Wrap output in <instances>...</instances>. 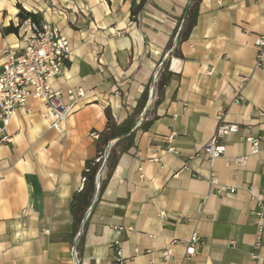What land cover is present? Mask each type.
Instances as JSON below:
<instances>
[{
  "label": "crops",
  "instance_id": "1",
  "mask_svg": "<svg viewBox=\"0 0 264 264\" xmlns=\"http://www.w3.org/2000/svg\"><path fill=\"white\" fill-rule=\"evenodd\" d=\"M133 1L141 2L0 0V72L4 51L26 45L22 33L4 34L19 25L21 4L41 12L69 43L70 60L54 88L84 91L62 134L39 101H29L32 114L18 109L12 116L10 141L0 148V264H76L71 205L96 157L91 134L106 128L107 107L124 121L147 87L143 113L145 121L155 119L120 156L78 241L79 264H114L117 241L122 264H177L195 230L203 242L185 264H264L252 258L264 144L251 154L248 141L264 136V65L256 68L255 47L264 37V0H201L182 58L173 51L193 0H150L137 19ZM165 62L171 77L159 100ZM221 121L239 131L223 138L226 152L212 163L203 148ZM172 242L174 257L166 262L162 251ZM257 252L264 257V235Z\"/></svg>",
  "mask_w": 264,
  "mask_h": 264
},
{
  "label": "built area",
  "instance_id": "2",
  "mask_svg": "<svg viewBox=\"0 0 264 264\" xmlns=\"http://www.w3.org/2000/svg\"><path fill=\"white\" fill-rule=\"evenodd\" d=\"M23 38L26 42L25 47L12 46L4 51L5 61L0 72V148L10 141L8 126L13 114L18 109H25L28 114H32L29 101L36 100L45 105L43 117L50 121V127L59 133L65 132V123L77 107V100L84 96L83 89L76 92L68 89L66 92L54 88L52 82L60 76L67 61L70 60L71 51L67 39L61 34L60 30L50 24L43 22L40 26L27 20L23 24ZM257 49L256 68L260 69L264 65V37H258L255 41ZM210 74L212 72H209ZM158 78V72L154 76V81ZM152 93V90H151ZM240 92L237 100L241 99ZM67 100V101H66ZM145 121L144 113L141 114L136 128H139ZM239 131V125L221 121L217 128L216 135L204 145V151L210 156L213 163L215 158L223 156L226 152V145L223 138L230 133ZM91 136L98 140L99 134L93 132ZM172 137H170L171 139ZM251 144V154H258L264 144V136H252L248 138ZM108 152L97 162L105 166ZM246 158H237L236 162H243ZM157 160V159H156ZM86 178H83L85 183ZM218 184L214 174H212L210 185L214 187ZM213 191V190H212ZM214 194L221 196L222 190L214 191ZM256 201L254 217L257 227L255 250L252 253L253 259H260L264 263V257L257 252L262 246L264 235V199L255 194ZM162 217L166 214L162 212ZM131 230V228H129ZM203 240L197 230H195L185 245V254L177 264H185L196 256V246L202 244ZM177 242H172L162 251V258L168 262L173 259V246ZM120 242H114L111 247L115 249L114 264H122L123 252L119 248Z\"/></svg>",
  "mask_w": 264,
  "mask_h": 264
},
{
  "label": "trees",
  "instance_id": "3",
  "mask_svg": "<svg viewBox=\"0 0 264 264\" xmlns=\"http://www.w3.org/2000/svg\"><path fill=\"white\" fill-rule=\"evenodd\" d=\"M149 1L150 0H141L140 3L133 1L131 7V15L133 19L138 18V16L142 13L144 7ZM200 2L201 0H193L191 6L188 9L185 22L182 26L181 31L178 34L177 46L173 51V54L176 57H183L180 51V45L184 41L188 40L189 36L192 33V30L197 24ZM18 9V19L20 23L18 26H15L13 23H11L9 26L5 27V35H18L22 23L27 20H31L38 26H40L44 21L43 14L41 12L33 13L27 11L21 4H18ZM175 36L176 34L169 43L170 49L173 47ZM162 70L163 72L161 74V78L158 85L160 94L159 100L161 99L164 87L168 84L171 77L167 62L164 63ZM148 98L149 87L145 89L143 95L141 96L138 102V105L133 110V112L124 121L120 123L115 120L110 107H107L105 109L107 125L106 128L99 133V139L96 141V157L86 163V169L84 171V177L86 178V181L84 183V186L81 191L76 192L73 195L71 211L74 219L73 228L75 236L79 233L82 221L95 199L98 188L97 176L100 169L102 168V160L105 153L108 152V158L105 164V177H102L100 180L101 195L104 192L114 170L116 169L120 156L128 152L134 146L136 131L139 129L142 131H147L152 125L155 118L153 120L144 121L139 128H136L137 122L147 105ZM114 140L118 141L116 142V144L111 146L110 144ZM99 158H102L101 162H97V159ZM86 226L87 222L85 223V227ZM82 241L83 236L81 235L80 242Z\"/></svg>",
  "mask_w": 264,
  "mask_h": 264
},
{
  "label": "water",
  "instance_id": "4",
  "mask_svg": "<svg viewBox=\"0 0 264 264\" xmlns=\"http://www.w3.org/2000/svg\"><path fill=\"white\" fill-rule=\"evenodd\" d=\"M186 17H187V14H186ZM186 19V18H185ZM178 41V37L176 39V42ZM111 145V144H110ZM104 171H105V166H103L99 173H98V176H97V184H98V188H97V192H96V196H95V199L91 205V207L89 208L88 212L86 213L83 221H82V224H81V227H80V230H79V233L77 235V240H76V245H75V248H74V255H75V259H76V264H79V260L77 258V254H76V247H77V244H78V241L80 240V237L83 233V229H84V226H85V223L87 222L91 212L93 211V209L96 207V205L98 204V201L100 199V195H101V192H100V187H101V178L104 174Z\"/></svg>",
  "mask_w": 264,
  "mask_h": 264
},
{
  "label": "rangeland",
  "instance_id": "5",
  "mask_svg": "<svg viewBox=\"0 0 264 264\" xmlns=\"http://www.w3.org/2000/svg\"><path fill=\"white\" fill-rule=\"evenodd\" d=\"M23 24H24V22L22 23V25H21V27H20V29H19V33H22V34H24V31H23ZM105 173V172H104Z\"/></svg>",
  "mask_w": 264,
  "mask_h": 264
}]
</instances>
